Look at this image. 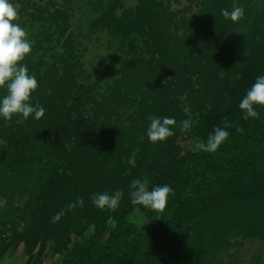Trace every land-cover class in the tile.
Here are the masks:
<instances>
[{"label": "trees", "instance_id": "trees-1", "mask_svg": "<svg viewBox=\"0 0 264 264\" xmlns=\"http://www.w3.org/2000/svg\"><path fill=\"white\" fill-rule=\"evenodd\" d=\"M190 1L197 6L190 17L156 0L118 17L121 0L110 1L99 25L136 51L123 64L124 92L114 88L91 109L88 91L73 95L71 67L49 87L39 80L41 119L0 116V140L7 141L0 144V197L6 200L0 225L12 233L0 257L24 243L25 264H45L51 243L58 264H169L168 257L178 259L174 264H215L234 239H264V106H256L259 118L247 120L239 107L264 75V0ZM234 6L244 9L235 22L221 14ZM50 87L57 93L53 107L43 100ZM149 116L175 118V134L150 142ZM197 117L196 132L181 131L182 121ZM216 126L229 137L216 152L197 149ZM137 148L133 167L128 160ZM138 178L148 179L149 190L172 188L162 212L132 204L130 185ZM117 190L123 195L114 211L90 199ZM23 196L27 204L19 206ZM69 204L76 206L68 210ZM136 211L146 219L142 224L130 219Z\"/></svg>", "mask_w": 264, "mask_h": 264}, {"label": "rangeland", "instance_id": "rangeland-1", "mask_svg": "<svg viewBox=\"0 0 264 264\" xmlns=\"http://www.w3.org/2000/svg\"><path fill=\"white\" fill-rule=\"evenodd\" d=\"M110 1L9 0L18 12V20L14 22L26 30L27 38L33 42L31 52L21 63L27 65L29 74L35 76L38 86L42 78L48 80L46 82L48 87L51 86L73 67L72 76L75 77L77 84L73 89V95L80 97L88 91V96L93 99L89 107L91 109L96 103L107 100L114 88L119 87L122 92L125 91L127 80L124 77L123 64L128 63L136 51L129 42L123 44L122 37L115 36L111 30L99 25L105 11L109 9ZM156 1L168 6L171 12L179 16L186 14V17H190L192 12L189 9L197 8L190 0ZM142 3L143 0H121V5L116 8V16L121 17L125 12L136 11ZM67 40L72 42L74 49L67 48L69 47ZM135 46L143 48L142 41L137 40ZM61 56L68 62L62 61ZM169 79L170 77H165L162 83L165 84ZM56 98L55 89L47 88L43 99L45 106L51 107L53 102L54 106ZM29 102L33 105L38 102L42 106L37 89L32 93ZM86 102L84 100V105ZM88 114L91 117L94 115L90 109ZM18 116V120H25L22 114ZM199 124L200 119L197 117L184 132H196ZM27 201L28 196H23L18 199L17 204L25 206ZM5 203V198L0 197V210ZM130 219L138 224L146 221L140 211L130 214ZM1 230L2 225L0 245L5 238L12 236V233H2ZM91 233L92 229L87 232V236ZM233 242L234 245L221 255V262L215 264H264V239L237 238ZM50 245L51 243L43 255L45 264H58L60 257L52 253ZM27 259L25 245L21 243L9 248L0 257V264H25ZM167 260L169 264L178 261L170 257ZM179 262L184 264L181 260Z\"/></svg>", "mask_w": 264, "mask_h": 264}, {"label": "clouds", "instance_id": "clouds-1", "mask_svg": "<svg viewBox=\"0 0 264 264\" xmlns=\"http://www.w3.org/2000/svg\"><path fill=\"white\" fill-rule=\"evenodd\" d=\"M224 18H230L232 21H238L244 15L242 7H233L229 12L227 9H221ZM18 12L15 6L9 0H0V89H6V95L0 97V116L5 120L11 121L14 114H22L24 119L30 115L39 120L45 115V109L38 102L33 105L30 103L32 93L37 89L38 82L35 76L30 75L26 64L21 63L32 50V41L27 36L28 33L18 23ZM167 83V82H166ZM256 106H264V75L258 76L254 84L247 91V94L239 103L240 109L244 112V119L249 117L259 118ZM185 114H190V106H183ZM150 124L147 129V137L150 142L165 141L175 133L172 126L176 125L175 118L149 116ZM191 125L190 120L181 122V131H186ZM243 131L242 128H237ZM229 132L214 127L213 133L209 135L206 143H198L196 148L205 152H216L220 145L229 137ZM144 137H140L143 141ZM0 144L7 146V141L0 140ZM139 148L135 149L129 158L128 163L135 166V157ZM149 181L145 179H134L130 185L129 193L133 205H142L156 211H163L166 208L169 194L172 188L168 185L155 186L151 190L148 188ZM123 195L121 190L114 194L100 193L93 194L90 199L92 203L100 208L116 210L119 199ZM82 205V198L79 199ZM76 205L69 204L68 210L74 209ZM63 210L53 217V222L59 220L63 215Z\"/></svg>", "mask_w": 264, "mask_h": 264}]
</instances>
